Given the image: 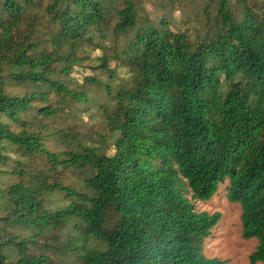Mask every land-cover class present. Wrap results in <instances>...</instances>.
<instances>
[{
	"label": "trees",
	"instance_id": "16d2710c",
	"mask_svg": "<svg viewBox=\"0 0 264 264\" xmlns=\"http://www.w3.org/2000/svg\"><path fill=\"white\" fill-rule=\"evenodd\" d=\"M221 188L264 264V0H0V264H226Z\"/></svg>",
	"mask_w": 264,
	"mask_h": 264
},
{
	"label": "rangeland",
	"instance_id": "374dc122",
	"mask_svg": "<svg viewBox=\"0 0 264 264\" xmlns=\"http://www.w3.org/2000/svg\"><path fill=\"white\" fill-rule=\"evenodd\" d=\"M145 9L151 14L152 7L150 4H145ZM172 17L178 21L180 19L179 11H174ZM1 120L9 124L13 130L16 131L18 129L15 123L10 120L3 118ZM197 208L210 214H220V221L206 244L205 255L208 258H217L225 261L226 264H249L248 257L254 250L256 242L255 240L245 241L241 238L239 205L227 202L223 188H221L220 192L209 202L197 203ZM17 233L24 235V237H31L36 231L20 229ZM29 239L38 240L36 236ZM14 247V245H9L2 248L7 262L15 261L17 252ZM54 261L59 264L63 260L54 256Z\"/></svg>",
	"mask_w": 264,
	"mask_h": 264
}]
</instances>
